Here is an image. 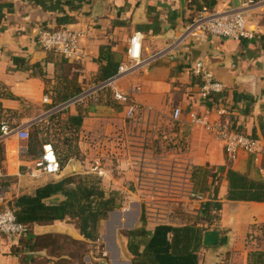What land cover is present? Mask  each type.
Listing matches in <instances>:
<instances>
[{"label": "crops", "instance_id": "0c3cea01", "mask_svg": "<svg viewBox=\"0 0 264 264\" xmlns=\"http://www.w3.org/2000/svg\"><path fill=\"white\" fill-rule=\"evenodd\" d=\"M234 2L184 0L182 6L180 0H0V207L52 179L78 174L94 175L106 192L130 203L126 212L115 208L99 222L95 240L85 239L69 218L33 225L32 235L51 234L57 241L41 249L50 263L65 258L66 264H133L125 232L143 225L150 235L155 228L151 219L142 221L135 189L139 169L134 170L133 161L148 163L154 156L174 154L208 171L200 189L208 187L202 194L219 202L216 220L205 225V230L218 229L219 243L202 245L199 264H248V254L260 245L255 241L264 237V201L226 199V171L232 168L264 180V5H258L250 18L255 33L251 40L185 34L198 11L234 7ZM41 27L81 31V57L66 59L57 51L43 50L36 42ZM136 30L143 33L141 64L121 74L112 87L55 110L117 75L121 64H129L126 50ZM16 56L23 63L15 64ZM197 62L223 84V103L208 105L200 95L201 77L192 70ZM234 94L248 98L235 100ZM129 103L141 109L131 121L124 115ZM220 104L228 105L230 112L219 115L215 109ZM175 108L180 111L177 119L172 117ZM193 117L252 135L259 140L260 154L254 158L238 151L229 159L218 137ZM36 124H41L44 140L30 155L28 138H19L16 131L30 132ZM56 150L70 151L69 160L55 174L40 171L42 156L56 160ZM186 204L192 213L201 205ZM181 210L179 203L177 211ZM64 236L88 248L82 258L63 244ZM22 237L0 232V264H19L13 249ZM32 261L41 264V258Z\"/></svg>", "mask_w": 264, "mask_h": 264}, {"label": "trees", "instance_id": "16d2710c", "mask_svg": "<svg viewBox=\"0 0 264 264\" xmlns=\"http://www.w3.org/2000/svg\"><path fill=\"white\" fill-rule=\"evenodd\" d=\"M22 58L14 57L15 64H21ZM199 86L202 81L199 80ZM217 94V95H216ZM225 90L220 93L207 95L206 103L213 105L224 102ZM238 96V97H237ZM68 97L65 96V99ZM235 100L248 98L242 94H234ZM57 117V113L51 116ZM41 124L33 125L27 141V152L34 155L42 144ZM63 143L67 144L66 139ZM59 167H63L69 160L70 151H54ZM208 171L192 167V183L195 191L203 193L200 189L201 178ZM215 179L216 171L210 174ZM206 177V176H205ZM228 200L264 201V180H254L245 174L238 173L232 168L226 171ZM203 184V183H202ZM198 189H197V188ZM216 186L212 190L216 192ZM57 197V200L50 198ZM15 207V215L18 222L25 224L31 230L35 224H50L56 220L69 218L79 230V233L88 240L97 238V227L108 213L120 204V198L114 192H106L98 179L91 174L67 175L58 179H52L36 187L31 193H22L14 197L11 202ZM219 202L208 198L202 202L194 222L179 226L157 225L150 235L144 226L125 232L128 237V248L135 256L133 264H199L198 251L202 247L201 238L205 225H211L216 219V211ZM143 216V222H144ZM63 241H69L75 247L79 242L71 237L64 236ZM57 241L51 234L32 235L20 238V246L15 247L13 252L19 256V264H33V257L41 258V264H48L41 253V249L54 247ZM140 249V246H142ZM57 248V247H56ZM85 253V251H84ZM51 255V253H48ZM73 255L82 258L84 255L73 251ZM263 251H251L248 254V264H261ZM43 256V257H42ZM50 263V262H49ZM50 264H66L65 258H58Z\"/></svg>", "mask_w": 264, "mask_h": 264}, {"label": "built area", "instance_id": "2783aa9c", "mask_svg": "<svg viewBox=\"0 0 264 264\" xmlns=\"http://www.w3.org/2000/svg\"><path fill=\"white\" fill-rule=\"evenodd\" d=\"M261 4L264 5V0H242L238 7L202 9L186 25L185 34L210 33L222 38L251 40L255 37V33L250 29L249 21L254 9ZM81 36V31L66 27L53 30L41 27L37 31L36 42L43 50L57 51L66 59L79 58L82 54L79 46ZM142 38L143 33L139 30L131 33L126 50L129 64H121L118 67L117 75L87 88L79 95L59 104L55 110L64 109L69 104L95 95L101 89L108 86L112 87L113 82L121 74L141 64ZM192 70L201 77L202 84L199 86V92L203 98L223 91V84L216 81L208 71L203 69L199 62L194 64ZM44 100H47V97H44ZM140 110L139 105L129 103L125 108L124 115L128 119H136ZM215 110L219 115H225L231 109L228 105L220 104ZM179 115V109L175 108L172 117L177 119ZM192 121L200 122L218 137L229 159H234L238 151H244L254 158L260 154L259 140L250 134L231 129L219 121H209L206 117H193ZM16 134L22 139L29 137V132L25 128L17 129ZM37 167L45 173L55 174L59 171L57 161L54 157H49L48 154L42 156V161L37 163ZM138 171L139 173L135 178V189L139 197L137 202L143 207L145 218L151 219L155 226H179L194 222L199 208L194 209V213H192L186 206V202L202 203L207 200V196L194 190L192 167L187 160L174 154L170 157L154 156L150 162L139 164ZM2 196L3 193L0 192V203L3 200ZM179 203H181L182 210L178 212ZM128 209H130V203L122 208L123 211ZM15 211L16 209L12 204L0 207V232L10 237L27 236L31 230L27 225L17 221ZM193 215L195 216L193 217Z\"/></svg>", "mask_w": 264, "mask_h": 264}, {"label": "rangeland", "instance_id": "374dc122", "mask_svg": "<svg viewBox=\"0 0 264 264\" xmlns=\"http://www.w3.org/2000/svg\"><path fill=\"white\" fill-rule=\"evenodd\" d=\"M128 120H133V119H128ZM133 167H134V170H137V169H139V164H138V161L136 160V159H134V161H133ZM149 182V181H148ZM128 204V203H127ZM127 204H125V201L124 200H122V199H120V204L118 205V207H117V209L119 208L122 212H126L125 210L123 211L122 210V208L123 207H126V205ZM142 205H143V203H142ZM142 209H143V207L142 206H140ZM129 210V209H128ZM217 216H218V214H217V212H216V218H217ZM216 220V219H215ZM214 220V221H215ZM59 240H61V238L59 237L58 238ZM256 242V244L258 243V244H260V245H257V249H254V250H251V251H257V250H259V251H263L264 252V237H262L260 240H256L255 241ZM65 246H67L70 250H72V251H76L77 250V252H79V253H82L83 255H85V253L87 252V250H88V248L85 246V245H78L77 247H75V246H73L72 244H71V242H69V241H66V242H64L63 243ZM84 251H85V253H84ZM250 251V252H251ZM262 260L264 261V255H263V258H262ZM261 264H264V262L263 263H261Z\"/></svg>", "mask_w": 264, "mask_h": 264}, {"label": "water", "instance_id": "95a60500", "mask_svg": "<svg viewBox=\"0 0 264 264\" xmlns=\"http://www.w3.org/2000/svg\"><path fill=\"white\" fill-rule=\"evenodd\" d=\"M182 6L184 4V0H180ZM241 0H235L234 7H238L240 5ZM58 176V175H57ZM56 176V177H57ZM202 245L205 246H214L219 243V231L216 227L206 229L202 233Z\"/></svg>", "mask_w": 264, "mask_h": 264}]
</instances>
